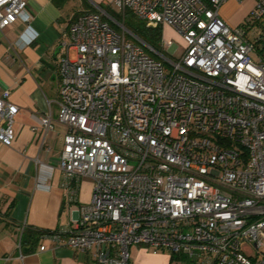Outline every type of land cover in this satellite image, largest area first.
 <instances>
[{
	"label": "built area",
	"instance_id": "2783aa9c",
	"mask_svg": "<svg viewBox=\"0 0 264 264\" xmlns=\"http://www.w3.org/2000/svg\"><path fill=\"white\" fill-rule=\"evenodd\" d=\"M224 1L107 3L149 28H175L185 46L173 57L100 5L62 33L58 165L65 180L90 179L92 194L73 227L43 234L53 246L91 264H130L134 245L181 264H264V27L249 33L264 0L238 26L219 16ZM31 18L28 0H0V28ZM9 95L0 93L4 146L18 111ZM38 124L52 128L49 112Z\"/></svg>",
	"mask_w": 264,
	"mask_h": 264
},
{
	"label": "crops",
	"instance_id": "0c3cea01",
	"mask_svg": "<svg viewBox=\"0 0 264 264\" xmlns=\"http://www.w3.org/2000/svg\"><path fill=\"white\" fill-rule=\"evenodd\" d=\"M111 1L28 0L32 15L28 26L17 20L0 28V93L8 89L9 100L18 107L13 142L10 146L0 143V264H91L81 252L53 246L43 235L36 244L26 242L23 231L29 227L51 232L73 227L79 205L91 198L92 181L65 180L58 165L68 128L57 119V59L62 33L75 18ZM253 6L254 0H225L218 13L230 26H238ZM161 28L173 29L168 24ZM64 40L69 42L68 37ZM180 42L182 47L175 55L185 46L182 38ZM47 112L52 128L45 131L38 120ZM33 126L37 128L32 130ZM130 264L181 263L168 251L155 253L134 245Z\"/></svg>",
	"mask_w": 264,
	"mask_h": 264
},
{
	"label": "rangeland",
	"instance_id": "374dc122",
	"mask_svg": "<svg viewBox=\"0 0 264 264\" xmlns=\"http://www.w3.org/2000/svg\"><path fill=\"white\" fill-rule=\"evenodd\" d=\"M111 8L113 9V11L117 14L121 15V9L112 5ZM248 16V15H247ZM124 21L125 22V27L130 30L131 32H137L139 33L141 30H144L145 28H149L146 26L145 21L137 18L136 16L132 15L131 13H126L125 17L123 19H119V21ZM247 17L242 21V23H246ZM253 27H255L254 29H252ZM258 27H264V21L261 24H255L254 26H252L251 30H250V36H254L255 35V31ZM180 34L179 32L173 28H164L161 29L160 32V40L158 42H153L150 41L151 43L149 45H152L153 47H155L157 50L164 52V54H167L171 57L175 56V53L178 49H180L182 47V44L180 42ZM170 40V46H172V48H170L169 46H163L161 45V40ZM171 49V50H169ZM146 50L154 55L153 52L149 51V49L146 47ZM172 51V52H171ZM70 57L74 58L75 57V51L71 50L70 51ZM168 69V68H167Z\"/></svg>",
	"mask_w": 264,
	"mask_h": 264
},
{
	"label": "trees",
	"instance_id": "16d2710c",
	"mask_svg": "<svg viewBox=\"0 0 264 264\" xmlns=\"http://www.w3.org/2000/svg\"><path fill=\"white\" fill-rule=\"evenodd\" d=\"M100 7H102L111 17L115 18L116 20H119L120 18L123 19V16L120 15V14L115 13L110 6H108V5H101L100 4ZM124 24H125V22H124ZM113 26H115V25L113 24ZM161 29H162L161 27H157V28H145L144 30H141L139 33L135 32V31L132 32V33L135 36H137L139 39H141L142 41H144L145 43L150 44L151 43L150 41H152V40H153V42H158L160 40V32H161ZM150 46H152V45H150ZM159 52H162V51H159ZM162 53H164V52H162ZM50 232L51 231H49V230H45V229H41V228H30L29 227V228H25L24 229V231H23V237H24V239H25L26 242H31L33 244H36L37 241L39 240V238L43 234L50 233ZM177 257L173 256V259H175ZM187 263L193 264L191 262H187Z\"/></svg>",
	"mask_w": 264,
	"mask_h": 264
}]
</instances>
